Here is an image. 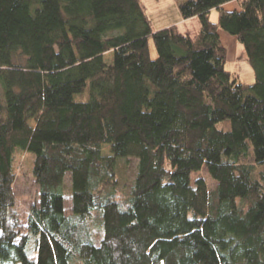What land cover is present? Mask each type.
<instances>
[{
  "label": "trees",
  "instance_id": "1",
  "mask_svg": "<svg viewBox=\"0 0 264 264\" xmlns=\"http://www.w3.org/2000/svg\"><path fill=\"white\" fill-rule=\"evenodd\" d=\"M229 1L177 0L191 36L142 0H0V264H264V0Z\"/></svg>",
  "mask_w": 264,
  "mask_h": 264
},
{
  "label": "rangeland",
  "instance_id": "2",
  "mask_svg": "<svg viewBox=\"0 0 264 264\" xmlns=\"http://www.w3.org/2000/svg\"><path fill=\"white\" fill-rule=\"evenodd\" d=\"M224 5H226V7H224ZM224 5L223 7L227 10L240 9V5L236 0L229 1ZM218 17H219L218 9H212L210 12V20L216 23ZM189 31H191L190 32L191 36L196 35L194 29H191ZM219 34L221 37V41L227 50V59L225 63V68L231 73L237 75L240 81H242L243 83L245 84L252 83L250 82L251 81L250 79L252 76L255 80V73L252 65L246 58V52L244 46L236 39L235 36L231 35L230 33L220 28H219ZM149 50L151 57L156 58L157 52L152 38L149 39ZM254 80L252 81L254 82ZM75 99L76 100L86 99V96L81 94H76ZM219 128L229 130L231 128V121L229 119L224 120L219 124ZM103 153L105 155H111L110 148L108 146H104ZM26 160L27 158L24 159V161ZM136 165H137V160L132 157L129 160L120 161L118 174L121 181V187L125 188L126 192H129L133 186L134 179L136 176V170H137ZM198 175L207 177L204 171L195 174V177ZM207 179L209 181L210 186H212L214 183L210 180V178ZM15 191L20 206L25 207V209H27V205L29 203H34V202L38 203V188L34 184V179L29 174L27 175L26 171L21 173L17 177L15 181Z\"/></svg>",
  "mask_w": 264,
  "mask_h": 264
},
{
  "label": "crops",
  "instance_id": "3",
  "mask_svg": "<svg viewBox=\"0 0 264 264\" xmlns=\"http://www.w3.org/2000/svg\"><path fill=\"white\" fill-rule=\"evenodd\" d=\"M142 1L145 4L149 18L155 29L176 25L181 31L183 30V32L191 34L189 30L194 29L195 34L198 33L200 25L198 18H183L179 11L177 0ZM224 7H226V5H224ZM250 80V82H253L252 80H254V78L251 76Z\"/></svg>",
  "mask_w": 264,
  "mask_h": 264
}]
</instances>
